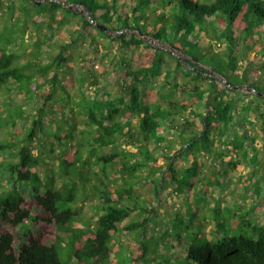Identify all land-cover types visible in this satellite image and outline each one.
Instances as JSON below:
<instances>
[{"label": "trees", "instance_id": "obj_1", "mask_svg": "<svg viewBox=\"0 0 264 264\" xmlns=\"http://www.w3.org/2000/svg\"><path fill=\"white\" fill-rule=\"evenodd\" d=\"M74 4L86 8L98 23L83 15L77 33L97 32L117 40L123 49L144 53L136 65L132 59H123L119 76L132 79L127 98L122 96L117 100L112 97L110 88L105 87L103 92L96 91V96L85 95L79 100L87 124L92 126L89 130L91 137H87L83 130L84 135L58 155L61 158L60 172L43 179L33 169L43 161L33 153V137L37 133L36 124H42L48 113L46 103L38 110L33 126L21 139H7L0 143L2 153L11 150L9 154L17 157L16 161L7 164L10 171L8 182H14V186L6 189L0 180V264H122L123 259L114 260L115 254L122 253L114 247V242L123 224L127 230L137 233L135 243H130L134 253L129 256L132 261L141 263L144 259L148 262L147 254L154 252L162 255H155L153 261L160 258L164 264H264V225L252 221L253 208L246 210L243 216L228 217L221 207H214L210 227L216 238L202 236L188 241L180 232L171 245L164 241L166 248L170 247L174 253L175 257H172L159 243L152 246L147 239L148 224L155 217L156 208L143 205L136 190L140 172L148 167L147 176H151L156 184L157 195L165 187L168 170L176 183V191L183 193L187 189L190 193L202 181L204 164L199 156L223 159L224 148L232 155L231 164L236 165L243 158L255 175L257 155L251 153L242 138L235 136L229 140L228 136L236 108L241 107L242 113L247 112L246 118L250 111H258L264 117V111H261L264 107V78L258 75L260 70L255 67V64L264 63V0H45L43 3L23 0L21 7L31 17L42 13V16H34L33 21L48 32L63 24L60 12L75 14L71 7ZM99 24L124 31L111 37ZM10 34L6 36V44L0 40V87L14 80L20 89L30 94L48 83L56 88L59 85L58 69L68 60L70 43L62 45L60 52L46 62L41 40L37 39L30 47L31 57L22 61L21 51L14 47L12 35L15 32ZM146 36L165 41L197 62L211 66L226 81L203 75L201 71L206 70L197 63L187 59L188 66L176 57L174 72L167 70L165 82L180 72L194 78L197 83L189 94L199 98V107H194L187 99L172 98L180 86L178 82L163 95L166 104L150 102L145 88L163 74L167 51L149 44ZM214 42L222 49H214ZM200 79L208 83L202 86L198 82ZM93 82L97 85V81ZM242 85L253 90L245 95L249 97L246 103H241L239 87ZM19 114L28 117L20 108ZM180 114L185 115L184 121L177 126L183 143L182 154L193 157L183 175L175 168L171 155L156 153L150 146L152 142H168L160 129L165 123L172 124V118ZM136 117L140 118L137 130L133 124ZM1 126L0 119V129ZM74 131L75 126L67 131L66 136L74 139ZM135 131H138L137 136L133 135ZM121 137L137 144L138 151L133 153L119 148ZM167 145L173 147L172 142ZM112 147L103 152V149ZM162 156L168 160L167 167L156 165ZM112 167L117 172L114 174L116 179L108 180ZM18 181L30 183V191L23 193L18 189ZM216 182L205 184L201 189L206 194L204 199L210 198L212 191L209 188ZM254 182V190L262 195L264 187L261 182L259 179ZM86 183L98 193L100 213L95 222L84 219L80 223L81 211L76 205L82 192L80 184L86 186ZM84 192H87L86 187ZM135 214L142 219L131 220ZM38 220L44 225L56 226L66 235L51 233L55 239L48 244L32 229L25 231L23 224L30 221L35 224ZM229 227L247 228L251 232L229 235ZM17 233L28 238L19 248L15 243ZM62 249L73 253L70 261L62 259Z\"/></svg>", "mask_w": 264, "mask_h": 264}, {"label": "rangeland", "instance_id": "obj_2", "mask_svg": "<svg viewBox=\"0 0 264 264\" xmlns=\"http://www.w3.org/2000/svg\"><path fill=\"white\" fill-rule=\"evenodd\" d=\"M34 1L38 3L45 2V0ZM22 2L23 0H0V32L5 31L4 34H0V40L6 44V36H10V33L13 34L14 31L15 34L12 35L15 41L14 47L17 51H21L22 61H26L27 58L31 57L30 47L34 45L37 39L41 40L44 52L43 58L46 62L51 61L60 52L62 45L70 43L68 60L58 69L59 85L56 88L48 83L39 91L30 94L24 89H20L19 83L14 80L7 86L0 87V119L2 121L0 143L7 139H21L28 129L33 126L38 110L46 103L48 113L42 124L41 122L36 124L37 133L33 137V153L43 159L33 169L37 170L43 179H46L53 173L61 171L59 154L62 155L84 134L89 138L91 137L89 130L92 129V126L87 124V116L81 104H78L79 100L85 95L94 97L96 96V91L103 92L105 87L110 88L111 95L115 99L120 100L122 96L127 98L128 86L132 79L126 80L119 76V70L123 66V59L125 58L129 61L132 59V62L136 65L144 52L141 50L131 51L123 49L117 40L110 39L97 32L77 33L76 29L82 23V16L88 17L86 8L81 5H71L75 14L60 12L59 18L63 24L57 29H52L53 31L44 32L33 21L34 16L38 17L43 14H33L31 17L22 10ZM123 31L112 28L107 30L111 37ZM145 38L149 44L167 51L164 55L166 64L163 67V74L156 80L150 81L145 88L150 102L166 104L167 100L163 95L168 93L175 82H178L180 86L175 89L176 92L172 98L187 99L193 103L194 107H199L197 104L199 98H194L189 94L197 83L194 78L185 76L180 72L178 76L170 77L168 79L169 82H165L167 70L174 72L172 69L177 65L176 57L180 58L188 66L187 59L197 63L198 66L206 70V72L201 71L203 75L215 76L226 81L211 66L197 62L190 55L176 49L169 43L151 36H146ZM73 40L76 42H73ZM213 48L222 49L216 42H214ZM251 53L253 54V50ZM56 67L55 65L54 69ZM255 67L260 70H258V75L264 78V63L255 64ZM93 81H97V85ZM198 82L202 86L208 83L205 79H200ZM239 89L243 100H241V103L249 102V97L245 95L251 94L253 90H250L246 85H242ZM19 108L28 114V117H22L19 114ZM261 111H264V107ZM249 113L248 118H246L247 112L242 113L241 107L236 108L228 139L232 140L235 136L242 138L246 141L251 153L257 155L255 175L252 172L251 165L243 158L236 165L231 164L232 155L228 153L227 148L223 149V159L219 156L215 159L210 155L199 156L200 161L204 164L202 181L190 193L187 189L183 193L176 191V183L171 179L172 174L168 170V180L165 183V187L161 188L159 195H157L155 192L156 184L151 176H147L148 167H145L140 172L136 184L137 194L143 205L156 208L155 217L151 218L152 222L148 224L146 233V237L152 246L157 242L163 249H167L170 252L168 254L175 257L171 248H166L164 241L171 245L176 242V234L180 232L184 234L188 241L202 236L216 238V234L211 231L210 226L214 207L217 206L221 207L224 214L228 217L243 216L246 210L253 208L252 221L264 225V191L260 195L254 190V179H259L264 187V117L258 111L255 113L250 111ZM184 117L185 115L183 114L175 115L172 118V124L165 123L161 127L160 131L167 138V143L152 142L150 145L151 149L156 153L171 155L175 161V168L181 175L184 174L185 167L190 166L193 160L192 156L182 154L183 143L179 137L177 126L184 121ZM139 122V117H136L133 121L136 130ZM73 126H75V138L71 139L66 136V133L70 132ZM83 130L84 134L82 133ZM137 134L138 131H135L133 135L137 136ZM169 142H172L173 147L167 145ZM117 146L121 149H128L133 153L139 149L137 144H131L130 139L126 137H121ZM109 149H113V147L103 149V152L109 151ZM10 151L5 153L0 151V180L6 186V189H11L14 186V182H8L10 171L7 168V164L10 161L17 160L16 156L9 154ZM167 161V158L162 156L156 165L158 167H167ZM116 173V170L112 167L108 180L116 179L114 175ZM213 182H216V184L214 183L215 185L209 188L212 191L210 198L204 199L206 194L202 193L201 189L205 187V184H212ZM16 183L18 189L20 188L23 193L30 191V183H21L19 181ZM84 187L87 188L86 193L84 192ZM80 188L82 192L76 205L81 211L82 220L80 223L84 219H90L95 222L94 220L100 213L99 205L101 204L98 193L92 189L90 183H86V186L80 184ZM235 202L237 203L235 204ZM232 203L233 205H231ZM39 213L42 214V212ZM130 219L141 220L142 218L135 214ZM175 223L178 226L176 229H174ZM33 224V221L23 224L25 231L32 229L35 235L42 237L48 244L55 239L51 233L66 235L65 232L59 231L54 225H44L41 220ZM124 225H122V229L117 234L114 242V247L119 248L122 253L115 254L114 260L120 261L123 259L122 264H164L160 258L153 261V257L162 255V253L154 252L147 254L148 258H150L148 262H145L144 259H140L141 263L138 262L139 260L132 261L129 256H133L134 253L131 251L130 243H135L137 233L136 231L127 230ZM187 226H190V228H186ZM241 232L250 233L251 231L247 228L236 229L234 227H229L227 231L229 235H239ZM16 236L15 243L17 248L28 240L23 233H17ZM162 236L165 238H162ZM60 255L62 259L70 261L73 253L62 249ZM177 256H179V253H177Z\"/></svg>", "mask_w": 264, "mask_h": 264}, {"label": "water", "instance_id": "obj_3", "mask_svg": "<svg viewBox=\"0 0 264 264\" xmlns=\"http://www.w3.org/2000/svg\"><path fill=\"white\" fill-rule=\"evenodd\" d=\"M87 10V9H86ZM87 12H88V17L94 22V23H96V24H98L96 21H94V19H92L91 18V13L87 10ZM99 26L102 28V29H104V30H108L109 28L108 27H106V26H102L101 24H99ZM241 87V86H240ZM259 94H261V93H259Z\"/></svg>", "mask_w": 264, "mask_h": 264}]
</instances>
